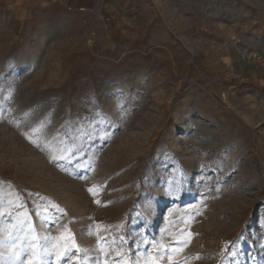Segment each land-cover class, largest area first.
I'll return each instance as SVG.
<instances>
[{
    "label": "rangeland",
    "instance_id": "374dc122",
    "mask_svg": "<svg viewBox=\"0 0 264 264\" xmlns=\"http://www.w3.org/2000/svg\"><path fill=\"white\" fill-rule=\"evenodd\" d=\"M153 262L264 264V0H0V264Z\"/></svg>",
    "mask_w": 264,
    "mask_h": 264
},
{
    "label": "trees",
    "instance_id": "16d2710c",
    "mask_svg": "<svg viewBox=\"0 0 264 264\" xmlns=\"http://www.w3.org/2000/svg\"><path fill=\"white\" fill-rule=\"evenodd\" d=\"M76 69V71H79V69H77V68H75ZM78 73H80V71L78 72ZM73 74H74V72H73ZM84 74H81L80 73V76H81V87H82V89H81V91L82 92H84L85 90H84V85L86 84V83H88V80L90 79V76H92V74L91 73H89V74H85L84 76H83ZM73 78H74V76H73ZM89 78V79H88ZM92 78H93V76H92ZM79 80V81H80Z\"/></svg>",
    "mask_w": 264,
    "mask_h": 264
},
{
    "label": "built area",
    "instance_id": "2783aa9c",
    "mask_svg": "<svg viewBox=\"0 0 264 264\" xmlns=\"http://www.w3.org/2000/svg\"><path fill=\"white\" fill-rule=\"evenodd\" d=\"M251 58L256 59V60H260V57H258L257 55H253Z\"/></svg>",
    "mask_w": 264,
    "mask_h": 264
},
{
    "label": "snow or ice",
    "instance_id": "6c2138e0",
    "mask_svg": "<svg viewBox=\"0 0 264 264\" xmlns=\"http://www.w3.org/2000/svg\"><path fill=\"white\" fill-rule=\"evenodd\" d=\"M89 191H92L91 189H89ZM57 256H58V258H59V253H57ZM153 264H155V262H153Z\"/></svg>",
    "mask_w": 264,
    "mask_h": 264
}]
</instances>
